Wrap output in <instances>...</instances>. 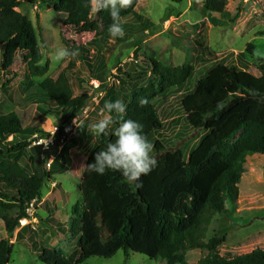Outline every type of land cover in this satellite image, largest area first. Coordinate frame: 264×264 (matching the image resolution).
Wrapping results in <instances>:
<instances>
[{"label": "trees", "instance_id": "16d2710c", "mask_svg": "<svg viewBox=\"0 0 264 264\" xmlns=\"http://www.w3.org/2000/svg\"><path fill=\"white\" fill-rule=\"evenodd\" d=\"M91 1L55 0L52 9L67 16L64 24L72 35L93 33V40L97 41L110 35L112 19L107 11L96 10L94 18H89ZM168 1L182 4L185 0ZM138 2L133 0L129 8L122 10L120 20L133 15ZM227 3L228 0H205L202 8L208 14L220 15ZM22 9V0H0L1 70L9 73L14 56L23 55L27 82L23 85L26 89L37 87L48 99V108L63 120L58 130L62 132L83 112L91 96H74L66 70L56 80L46 78L38 85L32 82L44 77L48 68L39 66L42 55L36 34ZM246 49L254 54L253 44ZM146 61L150 64L152 84L142 88L133 84L146 71L124 73L120 81L123 86L131 84L130 97L110 91L100 100L102 111L115 126L106 135L98 134L79 183L81 211L74 212L76 217L70 223L71 234L77 239V258L65 257L59 249L41 247L39 261L83 264L93 257L110 259L122 250L165 264H188L187 252L204 250L207 253L197 264H264V250L228 259L217 252L224 236L204 242L213 217L226 212V202L235 205L247 157L264 155V64L258 66V75L248 72L243 62L241 68L214 64L181 99L180 107L191 129L203 132L185 161L179 149L168 150L154 138H159L164 126L153 102L184 86L194 67H170L152 57ZM117 99L126 105V112L119 116L104 109L106 101ZM141 99L148 101L143 107ZM36 112L44 116L39 107ZM127 119L140 122L149 141L154 139L157 160L152 172L141 177L143 187L135 192L119 173L109 171L101 176L88 170L95 153L115 140V129ZM27 133L16 114L0 115V221L7 236L0 240V264H9L13 252L10 240L16 230L19 229L16 240L24 237L26 228H19V221L28 218L26 210L30 203L41 199L44 180L63 174L71 162L64 147L54 156L49 171L40 175L36 170H27L19 161L29 144L17 139L25 138ZM40 134L49 137L47 133ZM56 147L55 143L43 153L45 163Z\"/></svg>", "mask_w": 264, "mask_h": 264}, {"label": "rangeland", "instance_id": "374dc122", "mask_svg": "<svg viewBox=\"0 0 264 264\" xmlns=\"http://www.w3.org/2000/svg\"><path fill=\"white\" fill-rule=\"evenodd\" d=\"M204 1L185 0L182 4H173L168 0H139L134 14L120 20L125 31L123 38L106 35L94 41L93 33L77 36L70 33L64 24L67 16L52 9L55 0H22V11L33 25L42 55L39 66L48 68L44 77L34 78L32 82L38 85L46 78L56 80L66 70L74 96L88 95L91 99L83 112L59 132L63 120L48 108V99H44L37 87L26 89L23 85V55L16 54L9 73H4L0 51V115L16 114L28 132L25 138H17L29 144L20 164L42 175L44 170L49 171L48 164L64 147L71 161L66 172L44 180L41 199L31 203L28 219L22 220L19 227L26 228L24 237L16 240L18 229L10 240L13 252L9 264H42L38 259L41 247L59 249L65 257L77 258V239L71 234L70 223L75 213L81 211L79 183L98 136L93 125L110 118L102 111L100 100L110 91L130 97L131 84L123 86L121 74L146 71V75L133 82L137 88H142L153 83L147 57L170 67L183 64L194 67V73L184 86L153 102L164 126L159 138H154L168 150L179 149L185 161L203 132L191 129L180 107L181 99L214 64L240 66L243 62L248 72L258 75V66L264 64V0H228L220 15L206 13L202 8ZM91 6L88 16L94 18L93 0ZM248 44L254 45V54L247 51ZM61 47L75 50L77 55L58 63L54 54ZM37 107L44 116H39ZM114 126L115 122L109 129ZM40 132L49 137H42ZM50 140L57 147L45 163L43 153L53 145ZM150 142L153 144L154 139ZM152 155L155 157L154 151ZM263 167L264 155L247 157L235 205L226 202V212L215 215L206 231L204 242L225 237L217 249L221 257L231 259L257 249L264 250ZM6 238L0 221V240ZM206 253L189 251L186 262L197 264ZM83 264L165 263L120 250L110 259L93 257Z\"/></svg>", "mask_w": 264, "mask_h": 264}, {"label": "clouds", "instance_id": "9594fccd", "mask_svg": "<svg viewBox=\"0 0 264 264\" xmlns=\"http://www.w3.org/2000/svg\"><path fill=\"white\" fill-rule=\"evenodd\" d=\"M96 11H107L112 19L108 31L110 36L123 38L124 28L120 24L122 10L129 8L133 0H93ZM77 52L67 47L58 48L54 54L59 63L70 57H75ZM148 103L147 99H141L143 107ZM108 113H116L117 116L126 112V105L119 99L109 100L104 104ZM114 121L110 118L99 120L93 125L96 134H107L109 126ZM115 140L106 144L103 150L94 155V162L88 165L90 172L105 175L109 171L119 173L126 183L135 192L143 187L142 176H147L157 166V160L152 155L154 145L149 141L143 131V125L133 119L124 120L114 131Z\"/></svg>", "mask_w": 264, "mask_h": 264}, {"label": "built area", "instance_id": "2783aa9c", "mask_svg": "<svg viewBox=\"0 0 264 264\" xmlns=\"http://www.w3.org/2000/svg\"><path fill=\"white\" fill-rule=\"evenodd\" d=\"M49 143L52 145L53 144V142L50 140L49 141ZM51 163V162H50ZM50 163L48 164V166H50ZM33 202V201H32ZM31 202V203H32ZM31 203H30V205H31ZM30 205H29V207H30ZM29 207L27 208V210H26V213H27V215H28V211H29ZM24 219H28V218H23V219H21L20 221H19V224L20 225H22V222L24 221ZM23 220V221H22Z\"/></svg>", "mask_w": 264, "mask_h": 264}]
</instances>
